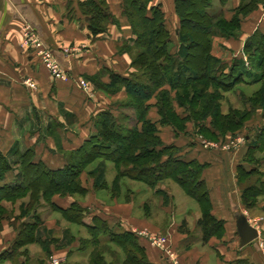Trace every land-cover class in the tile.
Wrapping results in <instances>:
<instances>
[{
    "label": "trees",
    "instance_id": "1",
    "mask_svg": "<svg viewBox=\"0 0 264 264\" xmlns=\"http://www.w3.org/2000/svg\"><path fill=\"white\" fill-rule=\"evenodd\" d=\"M212 1L173 0L178 19L174 44L160 2L120 0L121 16L129 24L132 43L118 47L117 51L128 52L130 67L139 73L133 70L130 75H124L103 67L93 74L83 75L101 92L114 95L123 90L125 97L115 103L117 113L105 108L91 117L95 131L78 147L64 153L62 166L50 168L42 160H35L34 150L27 148L17 154V178L13 182H1L13 165L0 152V226L6 219L16 231L10 248L0 253V259L28 264L27 246L33 243H39L49 253L50 240L40 238L37 233L41 223L37 209L44 203L68 221L85 226L88 236L79 241L83 250H89V264H110L105 261L98 239L100 234L108 235L109 241L119 246L123 254L120 264H153L133 232H112L104 220L96 216L92 223L86 224L82 221L85 208L77 201L62 208L51 200L53 195H85L87 188L81 181L83 172L93 177L95 189L107 188L113 197L119 195L121 181L128 178L154 188L165 204L168 195L158 185L173 182L198 203L200 216L196 225L202 232V240L223 235L224 220L212 215L202 178L208 163L183 157L179 146L164 143L159 135V126H170L177 135L186 132L190 123L198 136L218 140L226 133L241 132L258 110L264 118V31L251 32L243 41L241 54L228 62L212 53L213 36L236 37L243 19L264 0H241L232 9L230 18L222 12L211 14L208 8ZM219 2L223 5L227 0ZM76 5L85 22H80V26H85L92 39L106 33L109 25H119L107 0H77ZM68 7L67 15L71 17L70 2ZM195 34L202 36L200 43ZM171 45L175 47L173 51ZM196 47H199L198 54L193 51ZM104 75L108 80L102 79ZM253 82L259 84L258 88L249 95H240L243 107H228L223 111L224 92H231L238 84ZM151 107L156 109L157 120L149 117ZM129 109L133 111L131 117L124 111ZM245 135L249 138L241 161L252 167L247 169L239 164L236 173L241 202L250 208L264 195L263 172L255 156L256 152L264 150V124L255 125L253 132ZM94 161L98 162L87 170ZM106 161L112 164L114 171L108 184L104 177ZM179 230L185 229L179 227ZM54 239L51 241H57Z\"/></svg>",
    "mask_w": 264,
    "mask_h": 264
},
{
    "label": "crops",
    "instance_id": "2",
    "mask_svg": "<svg viewBox=\"0 0 264 264\" xmlns=\"http://www.w3.org/2000/svg\"><path fill=\"white\" fill-rule=\"evenodd\" d=\"M69 2L71 17L67 15ZM76 2L77 0H0V152L6 155L13 165L12 170L6 173L1 182H13L17 178L16 157L27 148L34 150L35 160H42L50 168L62 166L65 163L64 153L82 143L91 128V116L103 108L99 99L102 92L99 93L93 83H90L92 91L88 94L79 87L78 81L84 78V74L98 71L104 58L110 56L113 59L110 64L107 63L108 68L124 74L126 66L123 63H126L124 60L127 56L117 52V45L121 36L129 42L132 41V36L127 20L121 16L120 0H107L110 9L119 19V25H109L107 32L95 39L91 38L84 25L80 26V22L84 23V20ZM154 2L161 3L166 22L167 13L172 12L173 0ZM240 2L241 0H227L223 5L219 2L217 6L225 11L230 9L228 15L224 14L230 18L232 9ZM172 13L177 23L174 9ZM167 28L171 31L168 26ZM175 29L176 27L174 33ZM255 29L264 31V2H260L258 7L243 19L238 37H223L220 43L224 49H230L229 56L223 57L221 52H216L214 42L212 53L228 62L233 56L241 54L244 39ZM27 32L33 33L37 41L26 42ZM43 47L49 49L58 61L65 79L53 76L42 63L37 51ZM118 57L123 58V62L117 60ZM27 80L32 81L34 86L28 85ZM117 95L123 97L124 91L120 90L108 97V102L114 101ZM150 113L151 117L154 116L157 120L155 107H151ZM171 133L169 140L164 142L159 132L164 143L181 147L179 154L187 159L195 158L208 163L202 171V178L211 201L212 215L224 220V233L221 237L211 236L207 241L202 240V232L196 225L200 210L196 214H189L191 219L186 214L180 221H176L178 214H172L170 222L168 214L167 222L161 224L157 221L160 220V215L144 214L145 201L132 198V195L129 197L123 194L122 199L118 196L113 200L110 198L107 202L101 196L102 189H93V180L84 172L81 173V181L87 188L85 195H53L51 200L62 208H67L74 200L77 201L87 209L82 218L86 224L92 223V218L96 216L104 220L112 232H133L138 236L148 260L153 264L174 263L144 236L137 234L138 229L167 232L175 264H264V255L257 242L264 238V214L252 215L247 212L257 209L263 211L264 195L255 206L246 208L241 202V188L237 183V165L242 164L247 169L252 167L249 163L241 161L249 135H244L245 139L238 142L235 137L231 138L230 134L226 133L224 139H221L223 141L219 142V149L202 150L193 145L198 135L189 125L186 132L175 135L171 129ZM184 134L190 135L187 148L177 144ZM228 143L230 148L235 147V152L228 153ZM237 152L242 153L239 159L233 157ZM258 168L263 171L259 165ZM171 197L169 202L176 207L174 197ZM181 207H178L177 211L181 214L187 213L186 210H180ZM238 210L248 218L251 225L258 227L257 241L253 240L241 247L233 215ZM50 213L52 214H41L42 227L47 230L48 236L54 234L60 238L62 245L56 252L66 258L64 264H89V250H83L79 241V236H85L87 233L85 226L68 221L59 211L51 210ZM181 214L179 216H182ZM183 220L187 221V230L180 231L179 226ZM47 233L42 236L46 238ZM15 234L14 228L4 219L0 226V253L10 248ZM98 239L104 251L105 261L120 264L123 254L119 246L110 242L106 234H100ZM52 248L55 247L50 244L49 249ZM39 251L43 252L42 247ZM35 252L36 249L29 253L31 259L28 264H47V259L40 260L42 253ZM0 264L13 262L0 259Z\"/></svg>",
    "mask_w": 264,
    "mask_h": 264
},
{
    "label": "rangeland",
    "instance_id": "3",
    "mask_svg": "<svg viewBox=\"0 0 264 264\" xmlns=\"http://www.w3.org/2000/svg\"><path fill=\"white\" fill-rule=\"evenodd\" d=\"M246 1V0H245ZM218 0H213L212 1V5L210 8H208V11L213 14V15H217L219 14L220 12L223 13V15L226 13L227 15L230 13V9H227L226 11L223 10L222 8L218 7ZM241 3V2H240ZM215 5V6H214ZM172 12H173V8H172ZM172 12H169L171 13V15L168 14V16L166 17V25L171 29V35H172V39L174 41V44H175V35H174V28L177 26V23L175 21V18H173V13ZM85 23V22H84ZM240 31H241V28H240ZM238 34H236V37ZM201 38L202 36L200 34H195V39L197 42H201ZM213 42H214V49L216 52H221V55L224 57V56H229L228 54L230 53V49H224L222 46L223 44H221L220 42L223 40V37L219 36V35H214L213 38H212ZM224 42V41H223ZM131 41L129 42L127 39H125L123 36H121V40H120V43L117 45V48L121 47L123 48L122 46H130L131 45ZM70 48V47H68ZM174 45H171L170 46V50L173 51L174 50ZM134 52V49H132ZM194 52H196L197 54L199 53V47H196L195 49H193ZM231 51H234L233 49H231ZM118 52V51H117ZM124 54H126V63H123L124 66H126V70L124 69V75H130L129 73L133 72V68L130 67V54L128 52H123ZM113 59L111 56L110 58H104V62L102 64V66L99 68L100 70H102L101 68L103 67H106L108 68V64H110V60ZM116 59V58H115ZM114 59V60H115ZM123 58L119 59V57L117 58V60H122ZM112 61V60H111ZM123 62V61H121ZM108 63V64H107ZM116 63V62H115ZM126 71V72H125ZM134 72L136 73H139L137 70ZM102 79L103 80H108V77L107 75H104L102 76ZM83 80H85L87 83H89L90 85V81L86 80L85 78H83ZM92 84V83H91ZM94 85V84H93ZM259 84L257 82H253V83H241V84H238L234 90H232L231 92H224V99L222 101V109L223 111H226L228 109V107H243L242 103H241V100H240V95L241 94H245V95H249L251 94L254 90H256L258 88ZM94 88H95V85H94ZM96 89V88H95ZM98 90V89H97ZM99 93H100V90H98ZM112 95H108V94H105V93H100V97L99 99L101 100L102 102V107L105 109V108H109V109H112V111L114 113H117V108H116V102L119 101V100H122L124 99L125 95H123V97H120V95H117L118 97H116L114 99V101L110 100V102H108V97H110ZM102 108V109H103ZM128 115L129 117L133 116V111L131 109L129 110H124ZM151 114H149V117L154 119L155 120V117H151ZM156 116V115H155ZM92 117V116H91ZM91 120V118H90ZM264 124V118L262 117L261 115V111L258 110L256 111L253 116L245 123V128H244V131L242 130L241 132H238V133H235V134H231L230 137L231 138H234L235 137V140H237L238 142H241L242 140L245 139V134L246 133H249L251 134L253 132V129H254V126L255 125H262ZM189 127L191 128V124H188ZM89 127L90 130H89V133H92L95 131L94 129V126H93V122H91L89 124ZM171 127L170 126H159V132H161V135L163 136V139H164V142L165 140L168 141L169 140V137L170 135H172L171 133ZM180 134V133H179ZM178 135V134H177ZM186 135V137H184ZM229 137V138H230ZM230 138V139H231ZM221 139H224V135L223 136H220L218 138V140H211V139H206V138H202L201 136H198L197 139L195 140V142L193 143V145H196L198 148L202 149V150H205V149H208V150H211L212 148H218L219 147V142ZM223 141V140H221ZM190 143V135H187V134H184L180 139H179V142L177 144H180L182 145L184 148H187L188 147V144ZM210 143H213V144H210ZM221 144V143H220ZM223 145V144H222ZM225 145V144H224ZM227 145V144H226ZM181 148V147H180ZM228 153L230 154L231 152H235L234 148L235 147H231L230 148V144L228 143ZM233 148V149H232ZM219 149V148H218ZM215 152V151H213ZM238 153V152H237ZM241 152L240 154L238 153L236 156L233 155V157H235V159H239L240 156H241ZM256 157L259 159V162H258V165L260 168L263 169V175L262 176V179L264 180V150L263 151H260V152H256L255 153ZM239 156V157H238ZM98 161H94V163H91L87 170L91 167H93L95 165V163H97ZM105 173H104V177L105 179L107 180V184L110 183V180L112 178V176L114 175V171H113V168H112V164L110 162H105ZM86 171V170H85ZM86 175L87 173L84 172ZM84 177H86L85 175H83ZM89 178H91V180H93V177L87 175ZM255 177L252 178V180H254ZM169 181V180H168ZM158 187L162 188L165 190V192L167 193L168 195V203H164V199L160 196V195H157V193L155 192V189L154 188H150L148 187L146 184L142 183V182H139V181H135V180H131V179H128V178H124L122 181H121V191L119 193V197H121L122 199V195H128L129 197H131L132 195V198L133 197H136L137 200H144L145 201V206H144V214H159L160 216L158 217V219L160 220H156L159 221V223H166L167 220L166 218H168V214L170 216V222H171V218H172V214H178L177 215V219L176 221H180L182 218L185 217V215L187 214L188 218L191 219V215L189 214H192L199 211V207H198V204L196 202V200H194L193 198L189 197L188 195L185 194V192L175 183H167V182H163V183H160L158 185ZM92 188L95 189V187H93L92 185ZM98 189V188H97ZM129 190V191H128ZM130 193V194H129ZM132 193V194H131ZM134 193H136V195H134ZM75 196V195H74ZM72 196V197H74ZM76 196H79V195H76ZM83 196V195H82ZM101 196L103 198H105L108 202V200H110V198L113 200V196H111V192H109V190L107 188H102V192H101ZM117 196V197H118ZM174 197V203L176 204V207H181L180 210H186L187 213L183 212L182 214L180 212H178L177 208L173 206V204L169 201H171L172 197ZM116 197V198H117ZM260 198V199H259ZM258 198V201L261 200V198H263L262 196ZM110 202V201H109ZM84 211H87V209H85ZM240 211V210H238ZM264 211V210H263ZM262 210H247V212L249 214H256V215H260V214H264ZM17 213V211H15ZM37 212L39 213V216H40V219H42V215L41 214H52L50 213L51 212V209L44 203H42L39 208L37 209ZM148 212V213H147ZM182 215V216H179V215ZM199 214V213H197ZM255 215V216H256ZM9 222V221H8ZM184 222L182 225H180L179 227L180 228H184L185 230H187V221L185 222L184 220L182 221ZM43 222L41 221L40 223V228H38L37 230V233L39 234L40 238L42 239H45L44 236H42V234H46L47 233V230L44 229ZM256 227V226H255ZM43 228V229H42ZM258 228V227H257ZM143 229H146L148 230L149 232L151 233H156V234H162V235H168L167 232H162V231H150V229L148 228H143ZM138 230H142V229H138ZM49 233H47L46 235V238H48V240H50V244H53L55 248H52V249H49V245H48V250H49V253H47L43 248V252L39 251L41 249V246L39 243H35V245L33 244L32 246H27L28 251L29 253H31L32 251L34 252V250L36 249V252L37 253H42L41 254V259H47V264H50V257L51 256H58V257H61L62 259V263L64 264L65 262V257H62L59 255V253H57V249H59L60 245V238L57 237L56 235H52L50 234L48 236ZM56 236V237H54ZM85 236H88L87 233ZM85 236H82L80 235L79 238L81 237H85ZM51 238L53 240H55L54 238H57V241H51ZM64 237L61 239L63 240ZM258 238L254 239L257 241ZM46 240V239H45ZM263 243L264 244V238H261L259 239L257 242L258 243ZM172 248V247H171ZM258 248L259 245H258ZM262 252V250H260ZM35 252V253H36ZM263 254V252H262ZM44 257V258H42ZM31 259V258H30Z\"/></svg>",
    "mask_w": 264,
    "mask_h": 264
},
{
    "label": "built area",
    "instance_id": "4",
    "mask_svg": "<svg viewBox=\"0 0 264 264\" xmlns=\"http://www.w3.org/2000/svg\"><path fill=\"white\" fill-rule=\"evenodd\" d=\"M31 41V42H36L37 38L36 36L31 33L27 32L26 33V42ZM42 63L49 69L51 74L53 76H59L61 78H66L63 69L59 65L58 61L53 57L52 53L49 51L47 48H41L40 50L37 51ZM27 84L30 86H34V83L30 80H27ZM78 85L81 89H83L85 92L88 94H91V89L89 83H87L85 80H79ZM213 144V143H210ZM250 223V222H249ZM254 226V225H253ZM255 227V226H254ZM257 229V227H255ZM137 234L144 236L148 242L157 247L162 254H164L168 259L171 260L175 264V257H174V252L171 248L170 240L168 235H162V234H156V233H151L146 229L142 230H137ZM259 247L263 252L264 255V244L259 243ZM50 264H63L61 257L58 256H51L50 257Z\"/></svg>",
    "mask_w": 264,
    "mask_h": 264
},
{
    "label": "water",
    "instance_id": "5",
    "mask_svg": "<svg viewBox=\"0 0 264 264\" xmlns=\"http://www.w3.org/2000/svg\"><path fill=\"white\" fill-rule=\"evenodd\" d=\"M236 233L239 238V246H244L258 236V230L249 223L248 218L240 211L234 212Z\"/></svg>",
    "mask_w": 264,
    "mask_h": 264
}]
</instances>
